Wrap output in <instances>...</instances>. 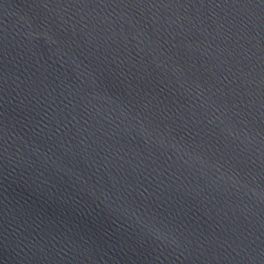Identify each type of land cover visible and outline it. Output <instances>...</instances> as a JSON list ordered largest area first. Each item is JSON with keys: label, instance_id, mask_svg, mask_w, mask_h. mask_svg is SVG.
Masks as SVG:
<instances>
[{"label": "water", "instance_id": "obj_1", "mask_svg": "<svg viewBox=\"0 0 264 264\" xmlns=\"http://www.w3.org/2000/svg\"><path fill=\"white\" fill-rule=\"evenodd\" d=\"M0 264H264V0H0Z\"/></svg>", "mask_w": 264, "mask_h": 264}]
</instances>
